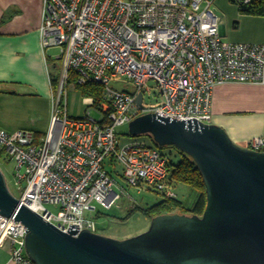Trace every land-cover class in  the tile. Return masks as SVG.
Wrapping results in <instances>:
<instances>
[{"label": "built area", "instance_id": "1", "mask_svg": "<svg viewBox=\"0 0 264 264\" xmlns=\"http://www.w3.org/2000/svg\"><path fill=\"white\" fill-rule=\"evenodd\" d=\"M40 1V45L44 52L59 49L60 71L44 135L0 130V156L14 165L18 188L23 184L16 198L62 233L78 225V233L98 234L95 206L110 209L119 199L106 170L110 162L122 166L128 186L178 199L170 158L143 142L120 144L118 129L156 112L211 125L216 86L264 85V45L224 41L211 0ZM230 1L241 9L252 0ZM88 84L101 87L99 100L84 97L83 117L68 116V87ZM146 96L156 102L146 104ZM245 148L264 152V136ZM24 231L0 215V250L8 251V264H34Z\"/></svg>", "mask_w": 264, "mask_h": 264}, {"label": "water", "instance_id": "2", "mask_svg": "<svg viewBox=\"0 0 264 264\" xmlns=\"http://www.w3.org/2000/svg\"><path fill=\"white\" fill-rule=\"evenodd\" d=\"M128 125L129 137L148 136L192 159L206 192L202 216L157 215L146 232L123 240L78 233V225L62 233L15 198L0 171V215L25 227L27 258L34 264H264V152L193 118L156 112Z\"/></svg>", "mask_w": 264, "mask_h": 264}, {"label": "crops", "instance_id": "3", "mask_svg": "<svg viewBox=\"0 0 264 264\" xmlns=\"http://www.w3.org/2000/svg\"><path fill=\"white\" fill-rule=\"evenodd\" d=\"M215 2L224 41L264 45V17L241 13L228 0ZM40 11V0H0V130L8 133L30 130L42 136L48 131L55 96L51 78L59 63L40 45ZM35 104L40 108L31 123L21 110ZM211 110L212 124L224 129L234 144L245 148L249 140L264 136L262 84L216 86ZM8 262V251L0 250V264Z\"/></svg>", "mask_w": 264, "mask_h": 264}, {"label": "rangeland", "instance_id": "4", "mask_svg": "<svg viewBox=\"0 0 264 264\" xmlns=\"http://www.w3.org/2000/svg\"><path fill=\"white\" fill-rule=\"evenodd\" d=\"M213 1V5L216 9L218 6ZM229 3L233 4L230 0ZM237 7L236 4H233ZM238 8V7H237ZM219 15V14H217ZM59 49H49L48 56L55 61L58 55ZM59 69L57 71H53L55 76H58ZM152 86V83L151 85ZM56 91V89H55ZM154 92V91H153ZM55 93V92H54ZM67 111L68 116L74 118H81L86 110V104H84L83 94L78 90L74 89L71 85L67 89ZM146 104H152L156 101L151 97H145ZM39 106L34 105L33 107L29 106L22 109V116L26 118V120H30L31 123L36 119V115L39 112ZM20 111V109H19ZM93 116H96L92 113ZM21 116V113H20ZM129 126H123L118 129L117 137L120 139V144H125L130 141H138L143 142L147 146L154 147L150 137L141 136V137H129L128 136ZM160 149V148H159ZM164 155H167L168 158L173 161L178 160L177 150L173 147H166L164 149H160ZM13 169L14 165L10 159H7L5 155L0 156V171L5 177L7 188L10 190L11 194L16 198L19 197L23 184L21 185V189L16 185L15 177H13ZM106 170L109 171L114 178L116 186H114L115 193L119 196V199L110 207V209H105L98 206L97 208V217L95 220L97 221L98 226V234H101L108 238H114L117 240H123L126 238H131L136 235L142 234L148 230L151 218L143 215V210L156 204L157 201L163 200L164 197L161 194L154 193L152 190L147 189L145 186L143 188H135L128 186V183L123 178L122 166L119 164H111L110 162L106 165ZM173 193L177 195L179 200L184 201V204L190 206L192 202L197 199L198 192L192 187H188L182 183H174L172 186ZM49 210L57 213L56 208L49 207ZM95 215V213H94Z\"/></svg>", "mask_w": 264, "mask_h": 264}, {"label": "trees", "instance_id": "5", "mask_svg": "<svg viewBox=\"0 0 264 264\" xmlns=\"http://www.w3.org/2000/svg\"><path fill=\"white\" fill-rule=\"evenodd\" d=\"M239 10L241 13L243 12L248 15L264 17V0H252L249 5ZM57 80L58 76L51 78V82L55 89L58 84ZM76 89H78L84 97H93L96 101L99 100L102 93L101 87L97 84H88L85 86L76 87ZM177 153L178 160L173 161L172 159H169L168 166L169 170L171 171L170 179L174 183H182L190 188L192 187L195 189L199 193L197 199L192 202L190 206L184 204V201L179 199L159 200L156 202V204H153L152 206L143 210L144 216L146 215L151 219L157 215L168 213L202 216L206 206V192L201 174L199 170L196 169L195 164L190 157H186L178 150Z\"/></svg>", "mask_w": 264, "mask_h": 264}]
</instances>
